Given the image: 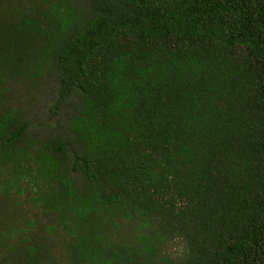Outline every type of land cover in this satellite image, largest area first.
Listing matches in <instances>:
<instances>
[{
  "label": "trees",
  "instance_id": "obj_1",
  "mask_svg": "<svg viewBox=\"0 0 264 264\" xmlns=\"http://www.w3.org/2000/svg\"><path fill=\"white\" fill-rule=\"evenodd\" d=\"M0 264H264V0H0Z\"/></svg>",
  "mask_w": 264,
  "mask_h": 264
},
{
  "label": "clouds",
  "instance_id": "obj_2",
  "mask_svg": "<svg viewBox=\"0 0 264 264\" xmlns=\"http://www.w3.org/2000/svg\"><path fill=\"white\" fill-rule=\"evenodd\" d=\"M178 240H179V238H177V241ZM184 250H185V246L183 244H180L178 247H174L170 251L175 252L178 255H182Z\"/></svg>",
  "mask_w": 264,
  "mask_h": 264
}]
</instances>
